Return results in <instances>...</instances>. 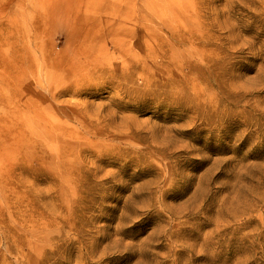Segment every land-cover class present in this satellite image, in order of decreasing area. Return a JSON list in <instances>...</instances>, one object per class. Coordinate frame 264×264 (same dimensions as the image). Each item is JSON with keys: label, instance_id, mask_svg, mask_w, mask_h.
<instances>
[{"label": "rangeland", "instance_id": "374dc122", "mask_svg": "<svg viewBox=\"0 0 264 264\" xmlns=\"http://www.w3.org/2000/svg\"><path fill=\"white\" fill-rule=\"evenodd\" d=\"M0 264H264V0H0Z\"/></svg>", "mask_w": 264, "mask_h": 264}]
</instances>
